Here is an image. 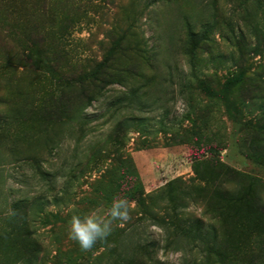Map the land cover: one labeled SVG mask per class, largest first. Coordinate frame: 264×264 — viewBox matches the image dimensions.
Returning a JSON list of instances; mask_svg holds the SVG:
<instances>
[{"label": "rangeland", "instance_id": "obj_1", "mask_svg": "<svg viewBox=\"0 0 264 264\" xmlns=\"http://www.w3.org/2000/svg\"><path fill=\"white\" fill-rule=\"evenodd\" d=\"M136 261L264 264V0H0V264Z\"/></svg>", "mask_w": 264, "mask_h": 264}, {"label": "clouds", "instance_id": "obj_2", "mask_svg": "<svg viewBox=\"0 0 264 264\" xmlns=\"http://www.w3.org/2000/svg\"><path fill=\"white\" fill-rule=\"evenodd\" d=\"M129 202L125 198H114L108 208L106 217L98 216L95 212L72 215L69 224V238L75 241L81 250H89L98 240H104L112 231L113 221L129 220Z\"/></svg>", "mask_w": 264, "mask_h": 264}, {"label": "trees", "instance_id": "obj_3", "mask_svg": "<svg viewBox=\"0 0 264 264\" xmlns=\"http://www.w3.org/2000/svg\"><path fill=\"white\" fill-rule=\"evenodd\" d=\"M188 36H189V38H190V40L192 41V43L193 44H195V45H197L201 40H203V37L202 36H197V35H195L194 33H192V32H189L188 33ZM199 38V39H198ZM103 64H99V65H97V68L95 67L94 69H93V72H92V74H88L87 75V78H90L91 77V80L92 81H96V82H99L100 80L99 79H97V77H100L99 76V74H102L104 71H103V66H102ZM242 79V73H238L236 76H234V77H232L231 79H229V80H227V82H226V85L227 86H229V85H233V84H235V83H238L240 80ZM23 202L22 201H20V202H18L17 203V205H21ZM147 246H149V247H152L153 248V244H148ZM150 261V260H149ZM132 264H147V263H144V262H141V261H136V262H134V263H132Z\"/></svg>", "mask_w": 264, "mask_h": 264}]
</instances>
